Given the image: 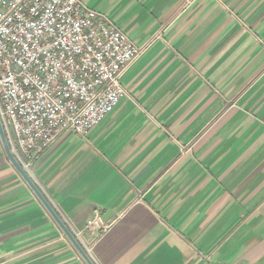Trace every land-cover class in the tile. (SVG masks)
<instances>
[{"label": "crops", "instance_id": "obj_1", "mask_svg": "<svg viewBox=\"0 0 264 264\" xmlns=\"http://www.w3.org/2000/svg\"><path fill=\"white\" fill-rule=\"evenodd\" d=\"M81 1L144 50L29 177L95 264H264V0ZM0 264H88L1 137Z\"/></svg>", "mask_w": 264, "mask_h": 264}, {"label": "built area", "instance_id": "obj_2", "mask_svg": "<svg viewBox=\"0 0 264 264\" xmlns=\"http://www.w3.org/2000/svg\"><path fill=\"white\" fill-rule=\"evenodd\" d=\"M143 50L81 0H0V121L26 173L62 133L86 134L112 111Z\"/></svg>", "mask_w": 264, "mask_h": 264}, {"label": "water", "instance_id": "obj_3", "mask_svg": "<svg viewBox=\"0 0 264 264\" xmlns=\"http://www.w3.org/2000/svg\"><path fill=\"white\" fill-rule=\"evenodd\" d=\"M0 137L1 141L3 143V146L5 148V151L10 159V161L13 163V165L17 168V170L22 174L24 179L27 181V183L30 185V187L33 189V191L36 193V195L39 197V199L42 201V203L45 205V207L48 209L50 214L54 217V219L58 222L60 227L63 229L65 234L69 237V239L72 241V243L75 245V247L78 249L80 254L83 256V258L87 261L88 264H95L92 259L88 256L87 252L84 250L82 245L77 241L74 234L69 230L67 225L62 221V219L59 217L55 209L52 207V205L49 203V201L44 197L40 189L35 185V183L32 181V179L29 177V175L24 171V169L21 167V165L16 161L14 156L12 155L10 151L9 144L7 142L5 133L3 131L1 121H0Z\"/></svg>", "mask_w": 264, "mask_h": 264}]
</instances>
